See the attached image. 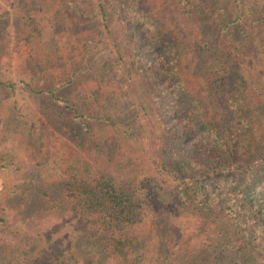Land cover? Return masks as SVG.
Segmentation results:
<instances>
[{"label": "trees", "instance_id": "obj_1", "mask_svg": "<svg viewBox=\"0 0 264 264\" xmlns=\"http://www.w3.org/2000/svg\"><path fill=\"white\" fill-rule=\"evenodd\" d=\"M96 1L106 25L117 20L128 79L140 84V107L158 128L155 194L166 192L170 216L184 214L191 245L209 248L213 264H264V0ZM31 3L23 40L31 46L28 67L39 64V71L31 67L39 89L30 88L43 95L42 126L72 124L71 110L81 122L77 102L55 90L85 70L82 64L61 71L67 56H86L84 43L93 36L74 21V0ZM40 13L49 26L37 20ZM107 111L99 109L98 117L113 123ZM68 149L52 147L53 175L40 178L30 201L39 212L65 206L82 223L61 250L88 237L104 254L119 256L142 238L138 225L155 217L157 205L127 168L123 176L108 170L112 151ZM182 237L174 240L179 250ZM49 247L39 257L50 256Z\"/></svg>", "mask_w": 264, "mask_h": 264}, {"label": "rangeland", "instance_id": "obj_2", "mask_svg": "<svg viewBox=\"0 0 264 264\" xmlns=\"http://www.w3.org/2000/svg\"><path fill=\"white\" fill-rule=\"evenodd\" d=\"M74 1L80 7L75 10L80 19L74 21L93 37L84 43L89 48L83 49L86 56L75 55L74 59L67 56L61 71L70 72L82 64L86 65L82 68L85 70L73 72L72 82L59 86L55 92L69 102H77L81 122L74 119L75 111L71 110L74 122L66 125L57 120L55 127L49 123L42 126L45 113L39 109L43 95L30 88L32 85L39 89V78L31 75V67L39 71V64L35 61V65L28 67L31 46L23 40L25 30L31 29L25 17L33 4L31 0H0V264H59L57 258L67 264H120L125 259L131 264H213L209 248L191 245L195 237L189 233L190 228L182 227L187 221L184 214L173 219L168 212L171 209L166 192L161 190L156 195L151 186L155 181L152 162L157 153L158 128L140 107V84L128 79V68L121 57L123 51L119 49L124 41L117 20L110 18L106 25L98 13L96 0ZM150 1H146L147 5ZM167 16L170 21V15ZM37 20L50 25L41 13ZM99 109L108 110L113 123L100 119ZM115 110L119 113H114ZM122 110L128 114L123 115ZM96 145L101 146V154L112 151L108 153L113 156L108 170L123 176L127 168L131 178L138 176L158 208L150 220L147 213L143 214L145 222L137 229L142 238L116 257L104 254L97 244L87 241L88 237L70 243L73 245L70 250H61V245L78 233L82 223L65 206L58 204L39 212L30 201L33 190L43 182L41 179L53 175L52 147H67L68 154L73 149L81 153L82 149H93ZM35 176L39 181L34 186L30 180L35 181ZM45 198L41 196L42 201L51 203ZM173 228H180L179 234ZM180 234L182 250L174 244ZM202 237L205 239L206 235ZM47 244L50 256L39 257Z\"/></svg>", "mask_w": 264, "mask_h": 264}]
</instances>
